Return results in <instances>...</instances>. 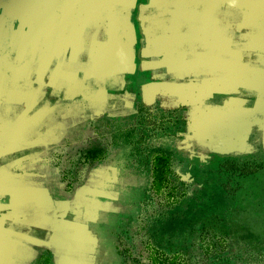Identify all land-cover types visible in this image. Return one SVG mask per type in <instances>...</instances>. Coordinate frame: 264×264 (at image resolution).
<instances>
[{
	"label": "rangeland",
	"instance_id": "rangeland-1",
	"mask_svg": "<svg viewBox=\"0 0 264 264\" xmlns=\"http://www.w3.org/2000/svg\"><path fill=\"white\" fill-rule=\"evenodd\" d=\"M159 1L0 0V229L29 190L68 198L82 180L109 178L141 195L110 262L147 242L197 254L210 229L227 257H261L235 264H264V0L182 1L191 10L173 28ZM93 14L99 35L82 29ZM166 62L174 89L136 101L132 73ZM161 151L186 192L169 209L150 190Z\"/></svg>",
	"mask_w": 264,
	"mask_h": 264
},
{
	"label": "crops",
	"instance_id": "crops-1",
	"mask_svg": "<svg viewBox=\"0 0 264 264\" xmlns=\"http://www.w3.org/2000/svg\"><path fill=\"white\" fill-rule=\"evenodd\" d=\"M182 1L186 0H160L156 4L159 18L172 28L175 13L191 10L182 8ZM90 16L85 18L83 32L99 35L96 29L99 22L94 14ZM115 26L110 25L103 32L108 36L104 41L108 48H116L111 44L117 41ZM135 34L137 41L142 40L141 25H136ZM131 76L135 82L133 92L140 103L155 100L164 90L174 89L168 82L173 79L174 70L167 62L155 68L141 67ZM140 198L139 191L120 189L119 184L109 178L82 180L68 198H54L43 191L29 190L20 195L19 212H14L12 228L0 229V264H36L44 253L51 256L54 264H114L109 258L118 255V230L127 208L136 207Z\"/></svg>",
	"mask_w": 264,
	"mask_h": 264
},
{
	"label": "trees",
	"instance_id": "trees-1",
	"mask_svg": "<svg viewBox=\"0 0 264 264\" xmlns=\"http://www.w3.org/2000/svg\"><path fill=\"white\" fill-rule=\"evenodd\" d=\"M143 104L139 105L138 112H143ZM66 141L59 148L57 156L62 157V152L69 146ZM63 187V186H62ZM63 188H66L65 186ZM68 189V188H66ZM150 190L152 196L161 199L163 209L173 208L186 195V192L180 189L179 185L172 178L171 157L165 152H155L151 159V184ZM72 193L66 195L70 196ZM150 201L144 200V204ZM225 239L218 236L216 232L210 229H204L199 236V252L197 254H188L182 251H168L147 242L145 251L142 253H132L131 249L120 250L125 263L127 264H235L234 258H240L241 261H255L261 257L253 252L237 253L232 257H227ZM264 256V255H262ZM54 264L48 253L42 254L37 264Z\"/></svg>",
	"mask_w": 264,
	"mask_h": 264
},
{
	"label": "bare ground",
	"instance_id": "bare-ground-1",
	"mask_svg": "<svg viewBox=\"0 0 264 264\" xmlns=\"http://www.w3.org/2000/svg\"><path fill=\"white\" fill-rule=\"evenodd\" d=\"M62 5V4H61ZM96 23V22H95ZM94 26V25H93Z\"/></svg>",
	"mask_w": 264,
	"mask_h": 264
}]
</instances>
